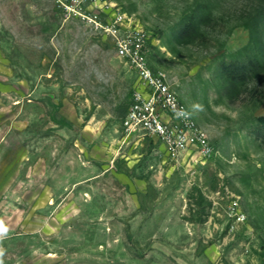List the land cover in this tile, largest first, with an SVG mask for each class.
Instances as JSON below:
<instances>
[{
	"label": "rangeland",
	"instance_id": "obj_1",
	"mask_svg": "<svg viewBox=\"0 0 264 264\" xmlns=\"http://www.w3.org/2000/svg\"><path fill=\"white\" fill-rule=\"evenodd\" d=\"M104 1L78 9L149 36L215 153L125 131L139 81L94 22L0 0V264H264V72L229 78L264 62V0Z\"/></svg>",
	"mask_w": 264,
	"mask_h": 264
},
{
	"label": "built area",
	"instance_id": "obj_2",
	"mask_svg": "<svg viewBox=\"0 0 264 264\" xmlns=\"http://www.w3.org/2000/svg\"><path fill=\"white\" fill-rule=\"evenodd\" d=\"M54 1L75 16L86 18L106 31L112 37L117 56L135 71L140 87L134 91L124 121L128 134L156 138L173 156L187 155L206 160L213 157L215 150L207 132L196 123L166 76L155 75L149 67V36L144 31L133 28L128 16L118 11L111 13L108 24L80 11L84 1L97 3L104 0ZM111 10L108 7L106 11Z\"/></svg>",
	"mask_w": 264,
	"mask_h": 264
},
{
	"label": "trees",
	"instance_id": "obj_3",
	"mask_svg": "<svg viewBox=\"0 0 264 264\" xmlns=\"http://www.w3.org/2000/svg\"><path fill=\"white\" fill-rule=\"evenodd\" d=\"M179 36L186 38L188 41H194V37H200L203 35L200 32L199 24L193 22L187 24L181 34H179ZM253 63V61H248V64H243L236 68L232 67L233 70L231 69L229 72V78L231 79V81L238 83L239 81H241V79H245V76L249 71H253L255 74L264 72V62L257 61L255 64ZM258 133V135L262 138V142L264 143V117L259 118Z\"/></svg>",
	"mask_w": 264,
	"mask_h": 264
}]
</instances>
